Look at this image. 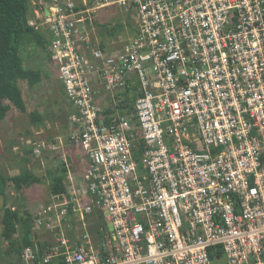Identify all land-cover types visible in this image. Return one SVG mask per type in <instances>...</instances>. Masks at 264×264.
Masks as SVG:
<instances>
[{"label":"built area","instance_id":"1","mask_svg":"<svg viewBox=\"0 0 264 264\" xmlns=\"http://www.w3.org/2000/svg\"><path fill=\"white\" fill-rule=\"evenodd\" d=\"M109 7L135 22L124 44ZM27 18L86 164L18 264H264V0H29Z\"/></svg>","mask_w":264,"mask_h":264},{"label":"rangeland","instance_id":"2","mask_svg":"<svg viewBox=\"0 0 264 264\" xmlns=\"http://www.w3.org/2000/svg\"><path fill=\"white\" fill-rule=\"evenodd\" d=\"M111 11L112 9L110 7L99 11L102 15H104V17H102L100 14L99 18L102 17L101 20H105L106 18V21H100L101 24L105 23L104 29L102 30L104 33L114 34L115 40L119 35V38L124 44L126 42L127 36L131 32V28H135L133 27L135 22L130 21L131 24L129 22L132 27L124 23L126 25L125 27L121 20L128 19L129 15L123 17L120 12L113 14ZM113 21L118 22L119 24L117 23L115 25H111ZM108 24L111 25V27ZM120 25L121 29L119 28ZM113 27H115L114 32L112 29ZM45 33L42 34V37L44 38L43 42H39L36 35H33L31 32L23 33L20 40L19 54L22 58L23 66L25 68H31L38 71L39 78L38 81L32 86L27 85V83L24 81L19 82V86L22 88V90L25 91L26 89H31V91H27L28 98L26 102L28 104V109L24 112L25 114L19 113V115L21 119L23 118L26 121L29 119L28 113L30 110H39L40 108V111H43V114H46L48 119H60L61 123H65V119L69 112V103L65 99L63 85L57 77L58 75L55 65L49 58L46 42L49 40V38L46 37L47 35H44ZM118 40L119 39L116 41ZM113 45L116 47L117 44ZM117 97L119 98V96ZM17 111L19 112V110ZM71 111L72 109H70V112ZM112 111V109L108 108L106 112L108 113ZM117 111L121 114L125 113V110H120L119 107ZM17 117L18 115H15L12 118ZM19 122L21 129L29 127L26 122ZM15 128L17 127H14L11 132L8 131V128H5V133L8 134L4 135V137L0 140V172L9 176L15 175L22 170H30L35 174L43 173L42 170L45 169L42 167V163H44L46 166V163L50 161V156H48L45 152L44 155L41 156L44 162L40 161L39 156L32 152V149L35 147L34 143L36 138L32 137L30 139L31 141L27 140L29 138L28 136L32 135L31 131H28L29 133L24 134V132L21 130H14ZM63 167V164L57 166L56 170L58 173L50 172V176L47 178V180L42 179L40 182L34 183L28 187H24L20 191L15 190L12 182L9 180L6 181L3 194H0V264H12L18 262L20 248H17V245L11 243V240H18L20 237L19 234H21L23 228L21 223H19L20 228L18 233H15L9 238H4L2 236L1 207L3 203L6 202L9 207H11V209L17 210L20 214H22L25 209L34 214L37 209L49 201V184L54 177H56L58 174H61ZM38 170L41 171L38 172ZM77 174L79 177L80 173L77 172ZM79 180L82 181V178L79 177ZM39 234L40 238H45L46 236L49 237V235L46 233Z\"/></svg>","mask_w":264,"mask_h":264},{"label":"trees","instance_id":"3","mask_svg":"<svg viewBox=\"0 0 264 264\" xmlns=\"http://www.w3.org/2000/svg\"><path fill=\"white\" fill-rule=\"evenodd\" d=\"M28 2L29 0H0V120L7 116L12 107L19 111H26L27 106L19 82L24 81L27 85L32 86L39 78L38 71L23 66L19 54L23 33L31 32L36 35L39 42L44 40L42 34L27 23ZM119 28L121 29V25ZM128 101L126 99L120 102L119 108L122 109L129 105ZM28 114L32 122L41 119V115L36 109L30 110ZM8 180L12 182L15 190L20 191L24 187L40 182L41 178L30 170H22L11 176L0 172V194H3L5 183ZM63 180V174L54 177L49 184L50 193L65 191L66 185ZM32 221L33 214L28 210L25 209L20 214L17 210L11 209L6 202L3 203L1 207V234L4 238L13 236L18 233L19 223H21L23 228L19 234V239L11 240V243L17 245L20 251L23 247L34 244V241L28 236L32 232ZM39 243L41 247L42 242L39 241ZM12 264H18V262Z\"/></svg>","mask_w":264,"mask_h":264},{"label":"crops","instance_id":"4","mask_svg":"<svg viewBox=\"0 0 264 264\" xmlns=\"http://www.w3.org/2000/svg\"><path fill=\"white\" fill-rule=\"evenodd\" d=\"M130 27V26H129ZM115 27H113V31ZM113 33V32H112ZM108 33L106 36H104V42L105 41H109L110 40V36ZM114 35V34H111ZM115 39V36H114ZM22 83V82H21ZM30 88V87H27ZM22 94H23V98L26 102L27 98H28V93L27 91H31V89H26L25 91L22 90ZM25 93V94H24ZM67 104V103H66ZM26 106L28 109V104L26 102ZM68 111L70 112V105L68 104ZM26 109V110H27ZM40 115H41V119H39L37 122H32L30 117L29 119H27L25 121V119H21L19 113H24L23 111H17V109L15 108H11L8 113L7 116L0 120V140L4 137V135L8 134L5 133V128H8V131L11 132L13 130L16 131H23L24 134L29 133L28 131H31L32 135L28 136L29 138L27 140L31 141L30 139L32 137L36 138V141H43V143L45 144L43 146V149L41 152V154L39 155V159L40 161L44 162L43 159L41 158V156L44 155V153L46 152L48 156H50V161L48 163H46V166L44 165V163H42V167L45 170H42L43 173H39L36 175L40 176L41 180L45 179L47 180V178H49V174L50 172H57L56 168L59 165H64L63 170L61 172V174H63L64 170H66V167H68L74 177V179L76 181H80L79 177H82V170L83 167L86 164V160H85V155L83 154V152L81 151V149L79 147H77L74 144H71L68 140V135L71 131V129L73 128L72 123L69 120V114L72 112H68V115L65 119V123H61L60 119H48V117H46V114H43V111L39 110ZM25 114V113H24ZM15 115H18L17 118H12ZM29 116V115H28ZM19 121H24L28 124L29 127L26 128H20V122ZM24 136V135H22ZM42 159V160H41ZM41 170H38V172H40ZM77 172L80 173L79 177ZM58 173V172H57ZM35 174V173H34ZM60 175V174H58ZM57 175V176H58ZM65 177V175H64ZM37 237H38V242H42V238H40V234L36 233ZM40 245V243H39Z\"/></svg>","mask_w":264,"mask_h":264},{"label":"water","instance_id":"5","mask_svg":"<svg viewBox=\"0 0 264 264\" xmlns=\"http://www.w3.org/2000/svg\"><path fill=\"white\" fill-rule=\"evenodd\" d=\"M28 236H29V238H30L31 240L34 241L33 250L35 251V256H36V258H37V257H40V256H41V251L38 249V247H39V242H38V240H37V234H36V232L29 233Z\"/></svg>","mask_w":264,"mask_h":264}]
</instances>
